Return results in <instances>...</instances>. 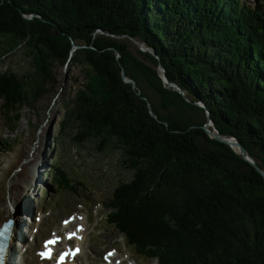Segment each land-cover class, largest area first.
<instances>
[{"label": "trees", "instance_id": "trees-1", "mask_svg": "<svg viewBox=\"0 0 264 264\" xmlns=\"http://www.w3.org/2000/svg\"><path fill=\"white\" fill-rule=\"evenodd\" d=\"M259 1L0 0V62L22 51L29 65L22 75L0 72L2 116L18 122L23 106L46 96L61 109L44 174L57 195L77 198L88 185L61 161L73 146L118 152L130 179L110 191L104 220L143 259L264 264V178L203 129L209 118L264 172ZM131 39L156 57L133 52ZM138 56L160 64L184 97ZM63 67L82 74L68 92L56 73Z\"/></svg>", "mask_w": 264, "mask_h": 264}, {"label": "rangeland", "instance_id": "rangeland-1", "mask_svg": "<svg viewBox=\"0 0 264 264\" xmlns=\"http://www.w3.org/2000/svg\"><path fill=\"white\" fill-rule=\"evenodd\" d=\"M244 1H247L249 5L260 3L259 0ZM131 48L134 52L138 46L131 43ZM24 59L22 51L4 57L0 62V72L11 70L17 75H22L29 68L27 60ZM138 61L154 70L159 76L158 66L154 63L139 56ZM56 73L59 83L61 82L62 86L66 87V92L69 91L70 86L74 87L71 78L75 76L81 80L82 76L80 68L76 67L57 68ZM147 89L146 92L151 95ZM153 100L156 104L159 102L157 97H153ZM30 102L28 101V104ZM1 104L0 99V107ZM29 107L23 106L18 122L16 119H11V124L3 123L0 117V201L5 196L16 199V213L12 219L21 228V232L23 230L20 242H11L15 258L24 251L28 252L29 249L30 255L33 256L39 243L64 221L67 222L68 216H72L77 221L72 225L73 230L77 228L82 217L85 219L83 222L86 227L85 244L82 246L84 252L78 258V264L81 262L103 264V257L114 249L118 252L116 258L125 260L124 264L128 261L132 264H149L148 261L137 260L135 255H132L123 245L122 238L101 221L105 213L104 203L110 191L118 183L130 179L129 172L121 168L118 163V152L105 155L96 151L94 147H86L87 145L84 150L81 148L79 151L73 146L71 151L65 154L64 159H60L73 177L81 178L88 185H85V188L79 192L77 198L67 193L57 195L53 189L54 184L47 181L44 174L52 169L51 161L57 153L53 138L62 118V111L50 101L49 96L42 97L33 107ZM209 128L212 131L211 127ZM8 140L9 143H7ZM9 165L11 166L7 170V177H1ZM26 179L27 183H25ZM73 184L79 185L78 183ZM100 202L103 205L97 206ZM50 206L51 211L44 210ZM94 206L96 208L92 212ZM2 207L0 203V221L4 222ZM18 208L25 209L20 211ZM36 239L38 245L34 246ZM86 239H88L87 242Z\"/></svg>", "mask_w": 264, "mask_h": 264}, {"label": "water", "instance_id": "water-1", "mask_svg": "<svg viewBox=\"0 0 264 264\" xmlns=\"http://www.w3.org/2000/svg\"><path fill=\"white\" fill-rule=\"evenodd\" d=\"M131 43L135 44L138 46V50L142 53H150L153 57H156L155 52L148 47H144L143 44H141L140 42L137 43V41L131 39ZM140 43V45H138ZM119 56V55H118ZM158 70H159V78L161 80V82L167 87L170 88L171 90L177 92L179 95L184 97V93L182 92V90L175 84L171 83L168 81V79L165 76V71L164 68L159 64L158 66ZM123 81L127 84H131L133 88H135V82L127 79L125 77V75H122ZM148 111L150 113V115L152 117H155V115L153 114V111L151 110L150 107V103L148 102L146 104ZM200 108H203L207 114V110L205 109V106L201 103H198L197 105ZM212 129V131L210 130V128ZM203 129L205 130L206 134L214 140H217L219 142H222L226 145H228L232 150H234V147H237L239 149V151H235L237 154L240 155V157L246 161L247 163H249L255 170L257 173H259L263 178H264V172L256 165L255 160L249 155V153L239 144V142H237V140L235 138H227V137H223L220 136L218 134V131L216 130V128L213 126L211 120L208 118L207 124L204 125Z\"/></svg>", "mask_w": 264, "mask_h": 264}, {"label": "bare ground", "instance_id": "bare-ground-1", "mask_svg": "<svg viewBox=\"0 0 264 264\" xmlns=\"http://www.w3.org/2000/svg\"><path fill=\"white\" fill-rule=\"evenodd\" d=\"M147 55V54H146ZM234 150L235 151H239V149L237 147H234ZM16 158H14L15 160ZM11 165L7 166V168L3 171V173L1 174V177H4L6 178L7 177V170L9 169ZM28 179V178H27ZM27 179L25 181V183H27ZM1 180V179H0ZM0 203L2 204V218H3V221L9 219V218H12L13 215L16 213V210H15V207H16V204H17V201L14 197H2L1 198V201ZM21 207V206H20ZM25 209V208H24ZM23 209V210H24ZM18 210L20 211H23L22 209L18 208ZM1 222V221H0ZM3 223V222H1ZM0 223V224H1ZM16 230V231H15ZM14 234H18L17 237H21V235L23 234V230L21 232V228L18 227L17 224L14 225ZM70 234H72V232H70ZM84 237V236H83ZM38 245V240L36 239L35 242H34V246H37ZM9 250H11V242H10V245H9ZM12 251V250H11ZM22 251V250H21ZM81 253V252H80ZM25 254V253H24ZM81 254L77 255L80 256ZM9 259H11V264H25V261L27 262H30L32 263V258H30L29 256H25L23 255V259L20 261V262H15V261H12L13 260V254L9 256ZM69 261H67L65 264H67Z\"/></svg>", "mask_w": 264, "mask_h": 264}, {"label": "snow or ice", "instance_id": "snow-or-ice-1", "mask_svg": "<svg viewBox=\"0 0 264 264\" xmlns=\"http://www.w3.org/2000/svg\"><path fill=\"white\" fill-rule=\"evenodd\" d=\"M49 243H55V241H50Z\"/></svg>", "mask_w": 264, "mask_h": 264}]
</instances>
